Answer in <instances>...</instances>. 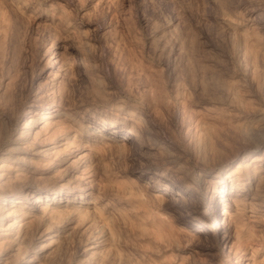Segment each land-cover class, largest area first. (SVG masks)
I'll return each mask as SVG.
<instances>
[{"label": "rangeland", "instance_id": "rangeland-1", "mask_svg": "<svg viewBox=\"0 0 264 264\" xmlns=\"http://www.w3.org/2000/svg\"><path fill=\"white\" fill-rule=\"evenodd\" d=\"M0 158V264H264V0H0Z\"/></svg>", "mask_w": 264, "mask_h": 264}, {"label": "bare ground", "instance_id": "bare-ground-1", "mask_svg": "<svg viewBox=\"0 0 264 264\" xmlns=\"http://www.w3.org/2000/svg\"><path fill=\"white\" fill-rule=\"evenodd\" d=\"M49 61H50V64L48 67L49 68H54V67L56 68V66L58 64V59H57V56H56L54 51H52L51 56L49 57ZM78 62L79 61L76 59L72 61V63H78ZM60 107H61V102L59 99H56L53 103H51L50 106L45 107L44 111L41 112L42 119L39 120L38 123L44 124L48 120V118L52 116L51 114L53 112L58 111ZM26 115L30 118L31 116L34 115V111L29 110V111H27ZM97 123L103 125L105 128L110 127V125H108L104 121H99ZM113 128H114V130H111L112 134H115L116 132H118L117 128H115V127H113ZM127 133H128V135L123 137L126 140H128L130 138V135H134V133L132 131H129ZM33 135H34V133L31 130H28V132L26 133L25 136L26 137H33ZM50 147H53V146H50ZM1 160H2V158H0V161ZM243 165L245 166L244 163H243ZM1 178H3V174H0V179ZM225 180H226L225 182H227V184L231 183L232 182L231 175H227L225 177ZM2 186H4V184H2ZM28 186H30V185H26V184L22 185V183H21V186L19 188L20 189H21V187L28 188ZM13 189H14V187L12 188V191H15ZM39 189L42 190L41 187ZM12 191L8 190L7 187H6V190L0 191V202L2 200H4L0 203V237L9 246L16 245L21 241V238H20L21 228L26 224V222H27L26 219L29 216H31L34 211L39 210V212L41 213V216L39 217V222H40V219H42V218L44 219V216H45V211H44L45 208L43 209V207L41 206V198L44 196L43 193L46 192V190L39 191L35 194H32L33 193L32 190L28 189L25 192H29V193H23V195H21L22 199H16L14 201L15 203L6 201L10 198L8 195L10 193H12ZM53 192L59 193V192H61V189L56 188V189H54ZM219 192H224V190L220 189ZM229 195H232V190H231V194H229ZM213 196H214V194L212 195V197ZM25 198L27 199V201H26L27 203H24ZM25 204H27V205H25ZM217 204H218V201L215 203V205H213L211 207L210 212L212 213L214 220H216L219 216L218 224L224 228V225H225L224 215L227 213L228 210H223V211L218 213L216 211ZM13 212H16L15 217L13 219L8 220L9 217L13 215ZM219 233L220 232L218 230H217V233H215V236H214L215 242L217 241L218 238H219V241L221 240V236ZM50 234H51L50 236H54L55 233L52 232ZM50 236H48V237L50 238ZM48 241L50 242V239ZM22 243L25 246V249H27L28 242H22ZM48 248H50V247L47 245L44 247V250H46ZM222 252L224 253V251H222ZM239 260H240V258L237 257V260L235 261V263H237Z\"/></svg>", "mask_w": 264, "mask_h": 264}]
</instances>
